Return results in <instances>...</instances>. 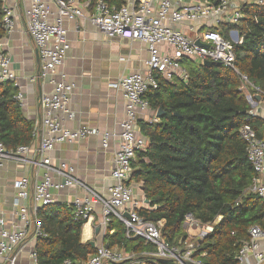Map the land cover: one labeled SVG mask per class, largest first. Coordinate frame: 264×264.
<instances>
[{
    "label": "built area",
    "instance_id": "1",
    "mask_svg": "<svg viewBox=\"0 0 264 264\" xmlns=\"http://www.w3.org/2000/svg\"><path fill=\"white\" fill-rule=\"evenodd\" d=\"M215 3L208 0H127L116 9L98 0L93 5L90 20L102 34L108 39L142 42L150 53L146 72L123 77L110 86L124 96L126 112L113 160L111 178L114 184L107 194H102L79 180L72 166L67 163L56 166L49 156L62 143L100 135L99 130L89 126L67 129L58 116L59 113L71 115L69 105L74 85L66 82L64 75L59 79L57 75L70 49L66 24L84 17L81 0H31L25 12L26 31L38 48L42 75L53 85L50 92L43 94L40 104L41 126L48 137L36 151H32L30 146L7 150L0 142V193L1 173L6 164L34 165L43 171L41 180L33 185L28 177H21L13 183L16 192L13 217L10 219L0 212V264H18V254L26 242L30 238L45 236L38 211L55 203V192L70 188L81 189L86 194L85 198L77 197L69 204L75 209L76 219L90 222L94 219L95 206L101 207L102 216L97 228L102 235L105 236L112 222L118 220L124 225L127 238H139L154 247V251L145 253L149 260L204 264L195 257V253L198 242L214 231L213 225L202 224L192 215H187L184 227L188 240L182 247L168 244L162 236L164 223L146 221L139 214V210L148 207L149 202L145 196L136 197L131 177L137 154L146 152L149 146L139 121L159 122L155 115H149L151 106L145 97L150 90L158 88L159 79L186 80L188 74L183 65L186 60L195 64L210 61L236 72L250 105V116L264 122V92L236 67L235 53V46L243 43V37L235 27L243 18L242 6L251 3L262 5L264 0H219ZM4 12V24L9 32L14 27L13 9L5 2ZM6 82L17 86V77L10 57L0 51V83ZM240 135L247 145V158L255 172L248 190L264 200V129L259 137L251 125H244ZM111 136L110 133L103 134L105 148ZM30 155H34L33 159ZM250 236L251 239L239 252V264H264V229L253 227ZM31 257L37 262L35 252ZM64 264L74 263L67 261ZM83 264L148 263L102 245Z\"/></svg>",
    "mask_w": 264,
    "mask_h": 264
},
{
    "label": "trees",
    "instance_id": "2",
    "mask_svg": "<svg viewBox=\"0 0 264 264\" xmlns=\"http://www.w3.org/2000/svg\"><path fill=\"white\" fill-rule=\"evenodd\" d=\"M98 0H91L94 5ZM116 9L127 0H103ZM215 3L219 0H208ZM239 29L243 43L235 46L236 67L264 92V4L242 6ZM4 0H0V40L7 35ZM188 78L159 79L146 99L153 110H163L158 123L140 121L149 140L146 152L133 163L132 182L141 184L149 202L139 214L146 221L163 222L162 236L172 246H184L187 215L214 231L198 242L195 257L204 264H239L238 255L251 239L250 229H264V200L248 189L255 176L240 130L251 125L261 137L264 122L250 116V105L236 72L184 62ZM15 83H0V142L7 150L30 146L35 124L27 120ZM45 236L37 239V264H83L97 252L82 242L86 224L76 219L70 205L54 203L38 211ZM108 248L141 255L154 251L142 239H129L124 225L114 220L104 236ZM148 264H174L149 260Z\"/></svg>",
    "mask_w": 264,
    "mask_h": 264
},
{
    "label": "crops",
    "instance_id": "3",
    "mask_svg": "<svg viewBox=\"0 0 264 264\" xmlns=\"http://www.w3.org/2000/svg\"><path fill=\"white\" fill-rule=\"evenodd\" d=\"M4 2L7 7L13 9L14 27L0 40V51L11 59V67L17 77L18 96H20L18 99L23 115L35 124V138L30 148L36 151L42 141L48 137L41 126L40 104L43 94L50 92L53 85L42 75L38 48L26 31L25 12L31 0H4ZM81 5L84 17L66 24L70 49L57 75V79L64 75V80L74 85L69 105L71 115L59 113L58 116L67 129L78 130L89 126L99 130L100 135L89 136L83 141L74 143H62L50 152L49 156L54 165L69 164L79 180L100 193L107 194L114 184L111 172L114 169V155L119 147L120 125L125 119L126 112L124 96L110 86L123 77L146 72L150 53L148 46L142 42L121 38L108 39L90 20L94 12L91 0H81ZM52 6L55 8L53 4ZM157 114L158 111L151 108L149 115L158 118ZM105 133L112 134L107 148L103 146ZM33 156L30 155L31 158ZM42 175L43 171L38 170L34 165L25 166L14 162L6 164L1 173L0 212L10 219L13 217L15 180L28 177L33 185L41 180ZM132 185L135 186L136 197L143 198L141 184L132 182ZM54 196L55 203L69 205L77 197L85 198L86 194L81 189L70 188L55 192ZM101 216V207L97 205L94 219L86 222L83 227V243L92 242L96 248L105 245L104 235L97 231ZM85 226H90V230L89 228L86 230ZM36 244L35 238H30L26 242L18 254V264H37L31 257L32 252L36 253ZM113 249L133 258L142 260L145 258L146 252L136 255L118 248Z\"/></svg>",
    "mask_w": 264,
    "mask_h": 264
},
{
    "label": "water",
    "instance_id": "4",
    "mask_svg": "<svg viewBox=\"0 0 264 264\" xmlns=\"http://www.w3.org/2000/svg\"><path fill=\"white\" fill-rule=\"evenodd\" d=\"M216 4V3H215ZM203 65L204 66H207V67H212V66H214L215 65V63L214 62H210V61H205L204 63H203ZM259 99V98H258ZM163 115H164V111L163 110H158V114H157V116H158V118H162L163 117ZM142 191H143V189H142ZM97 231H99V230H97ZM90 245L92 246V247H95V244L94 243H90Z\"/></svg>",
    "mask_w": 264,
    "mask_h": 264
},
{
    "label": "bare ground",
    "instance_id": "5",
    "mask_svg": "<svg viewBox=\"0 0 264 264\" xmlns=\"http://www.w3.org/2000/svg\"><path fill=\"white\" fill-rule=\"evenodd\" d=\"M89 225V224H88ZM86 227V226H85ZM90 227V226H89ZM88 226L86 227V230H88V228H89ZM89 230H90V228H89ZM83 233H84V231H83ZM90 234V233H89ZM84 236V235H83Z\"/></svg>",
    "mask_w": 264,
    "mask_h": 264
},
{
    "label": "rangeland",
    "instance_id": "6",
    "mask_svg": "<svg viewBox=\"0 0 264 264\" xmlns=\"http://www.w3.org/2000/svg\"><path fill=\"white\" fill-rule=\"evenodd\" d=\"M195 234V233H194Z\"/></svg>",
    "mask_w": 264,
    "mask_h": 264
}]
</instances>
